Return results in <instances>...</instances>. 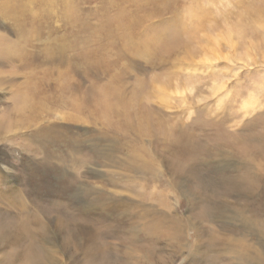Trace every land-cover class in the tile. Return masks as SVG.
Listing matches in <instances>:
<instances>
[{"label": "rangeland", "instance_id": "1", "mask_svg": "<svg viewBox=\"0 0 264 264\" xmlns=\"http://www.w3.org/2000/svg\"><path fill=\"white\" fill-rule=\"evenodd\" d=\"M0 264H264V0H0Z\"/></svg>", "mask_w": 264, "mask_h": 264}, {"label": "bare ground", "instance_id": "2", "mask_svg": "<svg viewBox=\"0 0 264 264\" xmlns=\"http://www.w3.org/2000/svg\"><path fill=\"white\" fill-rule=\"evenodd\" d=\"M16 5H18V4H16ZM28 8V7H27ZM13 9V8H12ZM48 27V26H47ZM37 29H39V27L37 28ZM23 33V32H22ZM38 39V38H37ZM23 237V236H22ZM36 257V256H35Z\"/></svg>", "mask_w": 264, "mask_h": 264}]
</instances>
